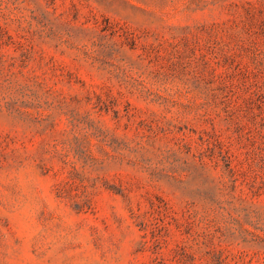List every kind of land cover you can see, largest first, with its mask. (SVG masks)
Here are the masks:
<instances>
[{
    "label": "rangeland",
    "instance_id": "rangeland-1",
    "mask_svg": "<svg viewBox=\"0 0 264 264\" xmlns=\"http://www.w3.org/2000/svg\"><path fill=\"white\" fill-rule=\"evenodd\" d=\"M0 264H264V0H0Z\"/></svg>",
    "mask_w": 264,
    "mask_h": 264
}]
</instances>
